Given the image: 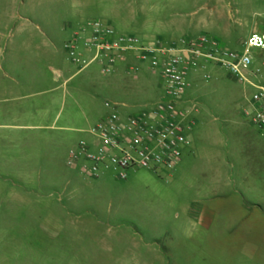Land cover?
<instances>
[{"label": "rangeland", "instance_id": "obj_1", "mask_svg": "<svg viewBox=\"0 0 264 264\" xmlns=\"http://www.w3.org/2000/svg\"><path fill=\"white\" fill-rule=\"evenodd\" d=\"M8 1L10 24L4 34L9 35L10 82L36 74L22 68L30 57L19 52L16 43L43 31L46 19L60 23L80 5L87 6L89 15L84 22L58 39L57 62L60 69L68 67L65 76L79 72L69 80L68 88L78 89L79 96L90 100L79 103V111L67 100L58 123L65 128L51 133L56 140L51 148L33 143L28 132L0 128V264H139L133 259L132 245L152 243L145 217L155 206L163 209L168 227L176 222L183 226L180 241H157L164 246L209 243L208 236L215 243H243L242 222L236 214L233 219L223 212L216 215L213 230L206 231L188 219L187 209L195 202L216 206L223 202L218 199L232 196L241 200L244 209H253L259 202L261 179L255 178L254 185L237 180V173L247 170L250 160L264 159V140L243 114L252 89L213 65L207 80L203 72H191L184 100L198 110L193 113L195 124L187 132L190 143L180 168L157 173L137 170L126 180H117L110 173L90 179L67 164L72 143L89 138L86 131L110 112L106 103L124 104V114L138 111L159 99L162 83L144 67L138 78L128 76L129 59L110 75H104L97 64L79 70L70 62L64 44L82 25L99 20L118 33L142 40L177 42L208 35L239 50L252 32L264 34V0ZM254 52L259 82L264 83V50ZM69 114L72 120L64 125Z\"/></svg>", "mask_w": 264, "mask_h": 264}, {"label": "built area", "instance_id": "obj_2", "mask_svg": "<svg viewBox=\"0 0 264 264\" xmlns=\"http://www.w3.org/2000/svg\"><path fill=\"white\" fill-rule=\"evenodd\" d=\"M64 48L79 70L97 64L104 75H110L119 63L131 59L126 66L128 76L138 78L144 67L162 83L159 99L138 111L124 114V104L106 103L110 112L86 131L88 139L69 149L67 164L87 178L99 179L110 173L117 180H126L137 170H175L189 143L187 132L195 124L193 113L198 110L184 100L187 78L191 72L201 71L207 80L212 65L252 89L243 114L264 140V83L259 82L260 69L254 65V51L264 50V34L252 32L241 49L233 50L208 35L177 42L142 40L91 20Z\"/></svg>", "mask_w": 264, "mask_h": 264}, {"label": "crops", "instance_id": "obj_3", "mask_svg": "<svg viewBox=\"0 0 264 264\" xmlns=\"http://www.w3.org/2000/svg\"><path fill=\"white\" fill-rule=\"evenodd\" d=\"M8 7V0H0V119L2 121L0 128L28 132L33 143L40 147L44 145L45 148H51L52 145H56V140L53 139L51 133L65 128L58 126V123L67 100H72L78 111L80 110L79 103L90 100L79 96L78 89L76 91L75 88H68L69 80L79 72L65 76L69 73L68 67L60 69L57 62L58 39L75 24L84 22V19L89 15V10L86 9L87 6L80 5L73 14L67 15L65 20L60 23L57 19H46L43 31L29 35L19 45L16 43L18 51L23 50L26 57H30L29 62L27 60L22 68L26 72L33 71L36 74L30 78H27V75L23 80L10 82L8 81L9 72L13 70V67L10 64L8 50L9 35L4 34V30H7L10 24ZM4 8L6 9L5 14ZM14 50L17 51V49ZM129 61L132 62L131 59ZM62 77H64L63 80L59 81ZM76 97H80V99ZM16 101H21L22 105L10 104ZM80 114L83 117L87 116L81 111ZM71 116L72 114L67 115L62 123L65 125L70 122ZM76 131L85 132L83 129H76ZM181 164L182 160L176 169H179ZM247 168V170L237 173L238 183L250 182L254 185L255 178L261 179L259 202L255 203L253 209H244L243 203L237 196L224 199L225 201L220 198L218 200L223 202H217L216 206L195 202L187 209L188 219L196 226L201 225L206 231L213 230L211 224L216 215H221L223 212L233 219L236 214L242 222L243 243H215L212 237L208 236L209 243H169L164 246L157 241L159 239L180 241L183 237L180 238L178 233L183 231V226L182 223L176 222L173 227H168V218L161 215L163 209L155 206L153 211H146L145 217L149 239L152 243H133V259H136L139 264L141 262L143 264H264V209L259 207V205L264 206V159L250 160ZM257 169L259 174H262L261 176L255 173ZM226 179L230 180L228 177ZM217 184L221 186V180L217 181ZM224 206L225 209H223ZM171 233L174 234V237ZM190 248H194V251L191 252ZM192 257H194L193 262Z\"/></svg>", "mask_w": 264, "mask_h": 264}]
</instances>
